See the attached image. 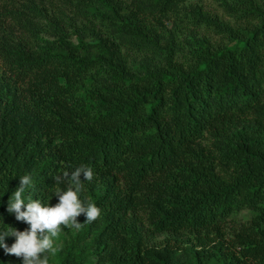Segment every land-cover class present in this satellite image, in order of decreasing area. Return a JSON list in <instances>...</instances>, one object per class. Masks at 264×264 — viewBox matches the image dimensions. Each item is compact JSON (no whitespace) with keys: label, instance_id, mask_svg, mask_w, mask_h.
<instances>
[{"label":"trees","instance_id":"1","mask_svg":"<svg viewBox=\"0 0 264 264\" xmlns=\"http://www.w3.org/2000/svg\"><path fill=\"white\" fill-rule=\"evenodd\" d=\"M211 1L0 0V231L83 166L49 264H264V0Z\"/></svg>","mask_w":264,"mask_h":264},{"label":"clouds","instance_id":"2","mask_svg":"<svg viewBox=\"0 0 264 264\" xmlns=\"http://www.w3.org/2000/svg\"><path fill=\"white\" fill-rule=\"evenodd\" d=\"M81 175L83 180L91 181L93 170L82 166L71 173L64 172L53 177L56 184L62 182V177L68 178L69 185L56 187L47 201L39 197L28 198L26 191L33 186V178L29 174L19 176L18 186L8 196L6 210L28 227L18 230L7 225L0 231V248L6 254L20 258L22 264H49L50 256L57 251L56 238L61 226L79 231L83 223H92L101 215L97 204L89 202L85 205L81 199ZM52 196L57 198L54 205L49 203ZM80 215L85 217L83 223L77 219ZM9 236L14 238L10 246L5 242V237Z\"/></svg>","mask_w":264,"mask_h":264},{"label":"rangeland","instance_id":"3","mask_svg":"<svg viewBox=\"0 0 264 264\" xmlns=\"http://www.w3.org/2000/svg\"><path fill=\"white\" fill-rule=\"evenodd\" d=\"M203 1L212 11H216V12L218 11L216 4L214 2H212L211 0H203ZM64 235H65V228L63 226H61L60 233H59L58 237L56 238L57 247L62 242ZM160 238H162V237H160Z\"/></svg>","mask_w":264,"mask_h":264}]
</instances>
